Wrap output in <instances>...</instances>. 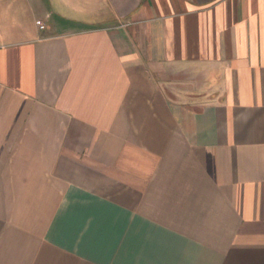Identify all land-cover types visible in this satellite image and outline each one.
I'll return each instance as SVG.
<instances>
[{"label":"crops","instance_id":"1","mask_svg":"<svg viewBox=\"0 0 264 264\" xmlns=\"http://www.w3.org/2000/svg\"><path fill=\"white\" fill-rule=\"evenodd\" d=\"M0 264H264V0H0Z\"/></svg>","mask_w":264,"mask_h":264},{"label":"built area","instance_id":"2","mask_svg":"<svg viewBox=\"0 0 264 264\" xmlns=\"http://www.w3.org/2000/svg\"><path fill=\"white\" fill-rule=\"evenodd\" d=\"M39 29H43V27H42V26H40V27H39Z\"/></svg>","mask_w":264,"mask_h":264}]
</instances>
